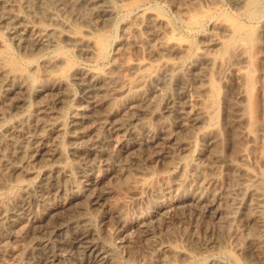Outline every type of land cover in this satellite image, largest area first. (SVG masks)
Returning <instances> with one entry per match:
<instances>
[{"label": "rangeland", "instance_id": "374dc122", "mask_svg": "<svg viewBox=\"0 0 264 264\" xmlns=\"http://www.w3.org/2000/svg\"><path fill=\"white\" fill-rule=\"evenodd\" d=\"M108 1L114 7L113 17L104 23L95 18L94 25L74 16L68 0L47 5L57 19L67 22L73 34L104 43L95 58L84 57L75 43L65 39L24 51L0 29V56L8 68L25 74L32 87L18 94L19 102L15 107H10V102L0 93V127L13 126L26 114L45 106L54 116L60 115L62 123L57 137L59 156L51 161L37 162V173L31 176L20 181L9 180L6 187L0 188V199L16 195L27 187L38 196V200L33 199L34 195L26 200L27 211L43 213L46 208L63 201L60 195L46 200L47 196L55 195L58 188L54 186L46 191L38 188L43 182V171L61 166L69 170L72 177L64 188L66 194L79 189L87 198L97 194L103 196L99 206H92L83 199L74 204L85 207V216L98 239L109 247L108 264H264V145L259 146L251 135L240 134L239 126L236 137L235 127L232 129L230 124L234 113L244 112L264 128L263 95L259 88L264 65L251 61L255 48L249 41L252 31L264 22V0H182L181 7L188 10L186 14L177 10L181 3L178 0ZM79 8L80 11L87 9L85 4ZM134 10L164 19L167 27L163 26L162 32L172 35V40L180 43L184 52L181 55L165 53L160 57L149 54L144 40L155 47L157 42L145 29L137 31L130 27ZM28 17L44 26L55 23L46 15L36 19L32 15ZM195 18H200L199 23ZM57 27L64 31L61 26ZM212 36L224 44L208 46L207 39ZM236 45H240V50L235 49ZM197 51H204L211 62L202 61L198 65L195 72L200 80L187 88L199 94L204 104L211 105V119L196 126L191 135L174 125L167 130L186 140L187 150L161 154L162 149L168 151V146L158 144L144 146L141 150L130 146L119 151L117 136H114L101 153L89 157L88 161L73 152L74 147L84 146L87 139L90 141L105 134L99 119L103 113H93L82 130L86 137L77 134V140L71 138L73 112L88 113L90 102L98 97L96 92L82 91L76 82L75 68L110 70L113 76L134 79L136 74L129 67L132 63L141 62L143 73L158 74L165 62L184 66L186 59ZM239 51L249 60L247 63L241 60ZM51 60H56L54 66L47 65ZM226 62L239 66L241 74L220 79L219 66ZM48 75L61 78L58 86L51 91L35 89V84L45 81ZM153 85L155 92L148 105H153L154 101L157 105L144 121L156 136L142 132L138 139L130 137L129 142L146 143L153 136L166 134L157 117L162 111L165 94L175 93L177 86L173 82L163 87L159 76ZM64 92L69 96L63 103L58 102L59 95ZM120 98L122 96H117L113 105L119 118L128 110L121 106ZM110 120L104 118L107 123ZM27 130L34 136L43 133L35 122H30ZM210 133L216 135L213 145H207L202 138ZM117 151L121 163L114 159ZM107 154L113 160L108 159ZM120 168L128 174L115 176ZM87 175L91 181H86L84 176ZM191 187L213 191L217 199L210 203L181 193ZM73 217L67 212L55 215L59 221L74 220ZM37 236L30 232L16 241L6 233L7 251L0 256V264H34V258L23 250ZM60 254V264H80L68 245Z\"/></svg>", "mask_w": 264, "mask_h": 264}, {"label": "bare ground", "instance_id": "6f19581e", "mask_svg": "<svg viewBox=\"0 0 264 264\" xmlns=\"http://www.w3.org/2000/svg\"><path fill=\"white\" fill-rule=\"evenodd\" d=\"M60 1L0 0V29L14 40L18 48L24 51L46 47L60 39H65L75 43L84 57H97L104 43L89 39L84 35L73 34L69 31L70 27L66 21L57 19L47 9L49 2L58 4ZM68 2L70 3V12L89 25L96 23L94 21L95 18L104 23L114 15V7L108 0H68ZM178 2H181L180 5L175 1L177 4L175 6L179 5L178 8L176 7L177 10L182 14L188 13L187 8L181 7L182 0H178ZM81 4L86 5L87 9L85 11H80L79 7ZM27 14L32 15L34 19L46 15L55 23L48 26L40 25L33 20L31 21ZM132 14L133 19L130 27L137 31L145 29L149 36L157 42L155 47L148 40H144L149 54L160 57L165 53L181 55L184 52L181 44L172 40V35H165L162 32L161 28L163 26L167 27L164 19L150 12L140 13L138 10H134ZM91 15L94 17L92 18ZM199 20L200 18L194 19L196 23H199ZM57 25L64 28V31L60 30ZM263 33L264 22H260L249 38L250 44L255 48V56L251 59L255 65H264ZM223 44L219 38L214 36L207 39L208 46H221ZM235 49L240 50V45H236ZM241 51H239V56L244 63H247L249 60ZM202 61L210 63L211 57L205 54L204 51H197L186 59L184 66L165 62L162 71L158 74L154 72L143 73V64L135 62L129 66L133 73L136 74L134 79L113 76L110 70L97 71L75 68L76 82L82 91L87 92V94L90 91H93L94 94L96 92L98 97L90 102V111L88 112L89 109H87L88 113L81 111L85 113L82 114L78 110L73 112L70 126L71 138L77 140L79 138L77 134L86 137V133L82 132V130L93 113H98V115L103 113L99 119L102 120L105 134H101L90 141L87 139L84 146L80 148L74 147L72 149L73 152L79 153L83 161H88L89 157H95L98 153H101L104 145L113 140L114 136H117L115 141L119 144V151L129 149L128 147L130 146L136 150H141L144 146L158 144H167L168 146V151L162 149L160 151L161 154L187 150V146L189 147L188 142L172 133H167V130L174 125L191 135L196 126L202 125L211 119V105L204 104L199 94L191 92L187 88L190 84L200 80L195 70ZM55 64L56 60L47 62L48 66H54ZM218 73L220 79H224L230 74H241V68L236 64L221 63ZM158 76L163 87H167L174 82L177 86V91L165 94L163 108L157 117V121L160 122V128L164 129L166 134L154 137L156 134L154 131H150L151 127L144 121V118L152 115V109L156 107L154 106L155 104L157 105L156 101L151 106L148 104L155 92L153 84ZM60 81V77L48 75L45 81L35 84L34 88L39 91H51ZM30 88L32 87L29 84L28 77L23 73H18L8 68L0 56V93L10 102V107H15L19 102L18 94L24 93ZM259 88L263 95L261 107L264 114V73L261 74ZM119 95L122 96L120 98L121 106L128 109L126 115L120 118L116 116L117 113L113 107ZM68 96V93L64 95L62 93V95H59L58 102L63 103ZM105 117L111 118L110 122L104 121ZM30 122H35L42 129V135L34 136L29 133L27 125ZM230 124L232 129L235 127L236 135H234L236 137L238 136L237 126H239L240 134L251 135L259 146L264 145L262 123L252 120L249 115L242 112L239 114L234 113ZM61 130L60 115L54 116L48 106L26 114L13 126L5 125L0 127V188L6 187L7 182L11 179L20 181L22 178L37 173L35 168L37 162H46L57 158L59 156L57 137ZM142 132L151 133L154 136L146 143H140L138 140L128 141L130 137L138 139ZM16 135L20 138L15 137ZM202 138L204 141L206 140L207 145H213L216 135L210 133L202 136ZM49 139H52V141L50 142ZM107 157L113 160L111 155L107 154ZM118 158L119 152L117 151L114 159L116 162L121 163ZM69 174V170L61 166H54L43 171V182L38 188L46 191L51 187L57 186L58 192L55 195L47 196L46 200H54L57 195H60L63 201L46 208L39 215L27 211L29 204L26 203V200L31 195H34L33 199L38 200V196L36 197L35 194L36 191L33 189L25 187L16 195L0 199V256H3L7 251V246L4 242L6 233H10V236L16 241H20L30 232H35L36 235H39L37 236L38 238L29 242L23 250L24 254L34 258V264H60V251L66 248L67 245L72 248L80 264H108L111 256L109 247L98 239L93 226L85 216V207L81 204H74L76 201L83 199V201L86 200L92 206H99L103 196L102 194H97L87 198L79 189L69 195L66 194L64 188L66 183L72 178ZM127 174V170L120 168V171L115 176L123 177ZM84 177H86V181H91L88 175ZM181 193L183 195L186 193L195 195L210 203L215 202L217 199L215 192L205 191L200 187L183 189ZM63 212L72 214V217L74 216L73 219H75L67 221L55 219L56 214Z\"/></svg>", "mask_w": 264, "mask_h": 264}]
</instances>
